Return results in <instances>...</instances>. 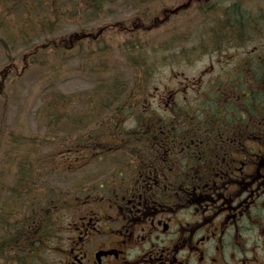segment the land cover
I'll return each mask as SVG.
<instances>
[{"label": "flooded vegetation", "instance_id": "1", "mask_svg": "<svg viewBox=\"0 0 264 264\" xmlns=\"http://www.w3.org/2000/svg\"><path fill=\"white\" fill-rule=\"evenodd\" d=\"M245 80L247 99L256 87L254 77ZM228 81L218 107L233 123L202 107L196 112L208 114L191 124L189 104L170 94L161 109L167 97L139 89L126 95L119 120L77 125L72 172L62 175L70 182L54 208L59 225L35 264H264V137L254 119L237 123L225 101L240 100L245 86ZM241 114L254 117L255 109ZM111 145L121 156H111ZM29 161L10 208L45 218L44 181L32 182ZM40 237L47 241L44 231Z\"/></svg>", "mask_w": 264, "mask_h": 264}, {"label": "rangeland", "instance_id": "2", "mask_svg": "<svg viewBox=\"0 0 264 264\" xmlns=\"http://www.w3.org/2000/svg\"><path fill=\"white\" fill-rule=\"evenodd\" d=\"M78 0H62L59 8L63 12L64 8L68 9L67 13H62L58 22L56 34L59 36H66L70 33L79 31L84 24L88 25L89 29L94 32L103 24L108 22L125 21L131 27L140 25V19L134 18L135 12L129 13L130 7L117 6L113 7V16L106 15L99 19H94L91 15H85L82 20L77 16L79 11ZM173 0H165L168 6L172 5ZM248 1V2H246ZM234 1L229 0H204V3L211 6V9L224 10L237 6L238 8L251 10L256 3L252 0ZM219 2V3H218ZM215 3V5H213ZM9 3H0V37L9 36L12 34L15 40V47L8 42L10 51L17 56L15 72L11 69L2 74L1 68L8 64L5 50L0 44V207L8 204V197L10 196L11 204L15 203L16 196L12 193L20 192L19 187L23 184L20 179L25 174L26 162L31 164L37 178L34 182H38L42 176L47 177L50 181V186L58 189L62 184L67 185L64 181H68L69 177H62V174L70 172L74 163L72 154L67 155V150L72 148L62 145L61 143L46 144V145H31L34 140H38L40 135L46 133L45 126H47V119L41 117L42 111L45 110L46 105H49V97L45 94L48 86H53L56 93L63 94L60 97H70V101L65 105L66 110L62 111L66 116H71L72 111L79 112L83 110L82 101L78 102L76 99L78 95L91 94L97 91L98 84H102L104 79L109 75L106 71H110L113 65L116 64V74L119 78L130 75L131 71L126 61L127 53L117 47L116 44L123 41V36L120 34L109 32L106 35L108 41L111 42L113 53L111 57L103 61L105 69L98 66V72L95 77L103 76L101 79H91L94 76H89L86 73L77 71L76 59H71L64 64L57 65L58 61H52L53 64L45 65H31L26 69L23 67V61L28 53L22 46H18L20 32L19 27L22 26L21 17L24 16V11L20 6L15 5L12 13H6ZM48 15V14H43ZM76 17L77 23L73 21ZM5 22L2 24V21ZM187 18L179 16L164 25L162 28L146 31L145 45H148V40L154 47L167 45V43H182L189 35L185 32L190 24L186 21ZM213 21V20H212ZM214 22V21H213ZM145 25L150 23L143 22ZM221 23H219L220 25ZM135 25V26H134ZM29 36L28 42L33 44L35 38L32 36L33 32L27 29ZM176 32V33H174ZM200 34L199 32H197ZM32 36V37H31ZM6 38V37H5ZM44 37L36 38L39 42ZM184 44L180 47L182 58L170 59L165 55L153 67L147 75V92L158 95H164V100L161 109H165L166 104L170 103L168 96L171 94L175 99V104L182 105L200 101L201 92H207L211 83L217 85L233 70V64L245 57L246 55H256L264 51V36L255 40L247 48L244 49H228L222 53L205 54L204 52L191 55L188 51V45ZM151 47L148 48L150 50ZM17 52V53H16ZM189 55L190 59H183V54ZM51 65V66H50ZM119 69V70H117ZM14 70V68H13ZM98 80V81H96ZM198 101H197V100ZM160 101V99H159ZM149 102H154L150 100ZM32 149V150H31ZM65 156H64V155ZM63 155V156H62ZM42 164V165H40ZM40 169H42L40 173ZM66 169L64 172L59 171ZM19 174V175H17ZM16 178V181H15ZM34 199H40L39 191L32 194ZM48 206L56 203V197L52 191L46 193L44 200ZM5 202V203H4ZM23 204V202H21ZM2 209L0 213H2ZM42 250L46 247L45 242H39ZM15 253V252H14ZM13 253V255H14ZM10 264H18L11 262Z\"/></svg>", "mask_w": 264, "mask_h": 264}, {"label": "trees", "instance_id": "3", "mask_svg": "<svg viewBox=\"0 0 264 264\" xmlns=\"http://www.w3.org/2000/svg\"><path fill=\"white\" fill-rule=\"evenodd\" d=\"M61 1L62 0H0V3H9L6 13H12L15 5L20 6L25 13L24 16L21 17L22 26L19 27L18 31L20 32V36L19 41H17L18 46H22L28 53V56L22 59L25 69L31 65L41 64L47 66L48 64H53L52 61H58L57 65H61L71 59H76L78 66L76 69L78 72L80 71L95 77L94 74L98 72V66L103 67L105 71L107 70L103 61L108 60L113 53L111 48L113 44L106 38L109 32H114L123 36L124 40L116 45L127 53L126 59L128 57V60L132 62L133 65L138 64V66H142L145 81H147L149 70L151 71L159 61V55H163L161 48L168 49L169 51L166 52L172 56L181 55L180 47L184 46L182 43L160 46L151 51H149L148 48L152 43L149 40L148 45L144 43L145 36L148 34L146 31H150V24L145 25L143 22H158L157 19L162 16L161 14L164 8L167 9L171 6H168L169 4H167L165 0H78L76 3L79 7L77 16L80 20H82L85 15H91L94 19H99L106 15L113 16V7L117 6V4L130 7L129 13L135 12L136 14H134L133 17L140 19V22H138L140 23L139 26L134 25L135 27H131L128 25L129 23H125V21H122V23L108 22L101 25L95 32L89 29L87 24H84L82 28L79 29V31H81L79 36H77L75 32L66 36H59L56 34L58 28L57 24L61 14H65L68 11L65 7L63 12H61L59 8ZM67 1L72 4V0ZM185 1L186 0H173L172 5L176 6ZM229 1L233 3L237 0ZM242 1L245 2L246 0ZM253 2H255L256 5L251 10H247L248 8L240 9L237 6H233L226 11V9L218 10L209 8V6L204 3V0H194V2L191 3V5L194 6L193 10L188 12V14L186 11L184 14L189 24L193 21L196 23V28H190L191 33L186 39V42L191 43L193 41V47L195 49H200V46H205L207 44L210 46L216 44V47L222 44L244 46L250 40L258 37L264 32V0H254ZM45 13L48 15H43ZM73 21L80 23L76 21V17ZM4 22L5 20L2 21V24ZM219 23L221 24L219 25ZM159 27L161 26H156L155 28L154 25L153 29ZM27 29L33 32L32 36L35 38L32 40L33 44L27 40L29 36ZM99 29H102V32L96 33ZM206 29H211L210 32H208L209 37L196 40L193 39V33L199 32L202 34ZM39 37H44V39L37 42L36 38ZM205 39H208L206 43H204ZM8 42L12 44L11 46L15 47V40L12 34L0 37V44L4 48L8 60V64L1 68L3 75L11 68V70L15 72V68L18 67L16 65L18 57L13 55L12 51H10L11 49ZM222 47H225V45L221 46V48ZM139 54H143L141 62L137 59ZM251 61H254L252 62L253 64L250 65V67H246L244 73V75L247 76L248 71L253 68L255 77L256 90L253 97L243 99L249 111L255 108V106L252 105L253 102L256 103V106L264 105V66L258 63L256 59H251L250 62ZM116 67V64H114L110 71H106V74L109 76L102 80V84H99V87L103 88L99 93L98 100H91L92 103H94L93 107L103 102L105 103L103 106L104 108L113 109L115 107L114 104L121 100L120 94L124 86L121 84L123 80L116 74ZM138 72L141 73V70L138 69ZM244 75L241 74L239 76L242 83L241 86H245V90L241 91L247 92L248 86ZM102 77L103 76L91 79H101ZM59 94L60 93H56L54 87L51 85L47 87L44 94V96H52L47 106L49 111L46 113L49 136H56L60 133V130H63L62 133L66 134L72 133V118L71 116H66L62 112V110H66L65 105L69 102V98H62ZM211 106L214 108V118L220 113L224 117V123H233L230 116L226 117L228 111L219 110L218 105L215 103ZM228 107H233L232 109L237 111L239 115L236 119L237 122L240 121V123H244L246 121L245 116L243 117L244 119L242 118L241 112L237 109V106L230 105ZM62 118L67 119L61 121ZM36 172L35 169L32 170V182L37 178L34 174ZM47 188L48 192L56 189L54 186H50V181H48ZM10 201L9 196L7 201L8 204L0 208H9L11 204L9 203ZM2 220L3 232L0 234V264H10L11 262H17L18 264L29 263L35 253L39 251V244L32 238H28L27 234H22L26 228L24 222L16 225L15 234L13 235L11 233L12 229L7 226L8 213H6V216L2 218Z\"/></svg>", "mask_w": 264, "mask_h": 264}, {"label": "bare ground", "instance_id": "4", "mask_svg": "<svg viewBox=\"0 0 264 264\" xmlns=\"http://www.w3.org/2000/svg\"><path fill=\"white\" fill-rule=\"evenodd\" d=\"M219 3V2H218ZM208 6H209V8H211V6L209 5V3L207 4ZM213 5H215V3L213 4ZM228 9H226V11H227Z\"/></svg>", "mask_w": 264, "mask_h": 264}]
</instances>
